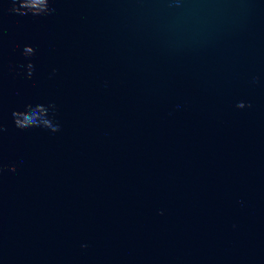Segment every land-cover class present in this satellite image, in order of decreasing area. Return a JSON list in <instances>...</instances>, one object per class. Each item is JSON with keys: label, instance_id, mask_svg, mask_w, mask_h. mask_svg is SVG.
<instances>
[{"label": "water", "instance_id": "95a60500", "mask_svg": "<svg viewBox=\"0 0 264 264\" xmlns=\"http://www.w3.org/2000/svg\"><path fill=\"white\" fill-rule=\"evenodd\" d=\"M49 6L0 0V264H264V0Z\"/></svg>", "mask_w": 264, "mask_h": 264}, {"label": "clouds", "instance_id": "9594fccd", "mask_svg": "<svg viewBox=\"0 0 264 264\" xmlns=\"http://www.w3.org/2000/svg\"><path fill=\"white\" fill-rule=\"evenodd\" d=\"M11 7L8 9L9 12L18 14L21 16H26L32 14L33 16H39L42 14H48L55 12V8H50V0H9ZM42 4V7L40 6ZM25 56H32L35 53V48L32 45H25L23 49ZM23 70V65L20 66ZM28 75L31 76L33 70V64L28 63ZM251 106L250 104L248 105ZM55 104L45 105L36 104L28 105L26 111H14L12 113L14 123L16 127L21 129L31 128V127H48L52 131L59 130V124L54 123V116L49 115V110L51 109L54 113ZM237 107H245L244 102L238 103ZM4 125L0 123V132L4 131ZM2 170V169H0Z\"/></svg>", "mask_w": 264, "mask_h": 264}]
</instances>
